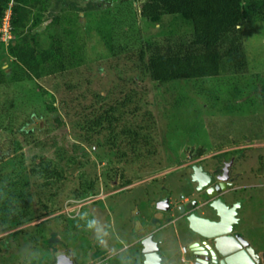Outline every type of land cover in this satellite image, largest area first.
<instances>
[{"label": "rangeland", "instance_id": "1", "mask_svg": "<svg viewBox=\"0 0 264 264\" xmlns=\"http://www.w3.org/2000/svg\"><path fill=\"white\" fill-rule=\"evenodd\" d=\"M249 2L219 74L199 79L151 78L148 45L192 28L146 18L142 0H43L31 33L79 62L39 78L0 33V264L136 263L134 240L173 218L162 195L170 207L193 198L191 165L217 172L229 159L239 227L264 245V19ZM163 232L172 243L173 226Z\"/></svg>", "mask_w": 264, "mask_h": 264}, {"label": "trees", "instance_id": "2", "mask_svg": "<svg viewBox=\"0 0 264 264\" xmlns=\"http://www.w3.org/2000/svg\"><path fill=\"white\" fill-rule=\"evenodd\" d=\"M9 0H0V22ZM251 0H142L143 15L157 21L162 16L180 15L191 24V34L173 42L148 45L149 57L146 69L159 83L181 79H199L217 76L222 59L233 51H223L226 39L234 36L246 16L245 2ZM255 1L256 0H252ZM251 1V2H252ZM254 10L264 19V0ZM249 2V3H251ZM43 0H13L11 8V33L7 51L14 62L28 76L39 78L76 66L73 50L65 52V46L49 43L43 46L31 29L41 21ZM66 32V30H65ZM143 54H141L142 56ZM3 74L0 73V82ZM50 112L55 111L49 105ZM56 121H60L57 114ZM20 145L16 142L15 149Z\"/></svg>", "mask_w": 264, "mask_h": 264}, {"label": "water", "instance_id": "3", "mask_svg": "<svg viewBox=\"0 0 264 264\" xmlns=\"http://www.w3.org/2000/svg\"><path fill=\"white\" fill-rule=\"evenodd\" d=\"M227 163L222 172L221 180L215 182L210 172L202 164L191 165L190 180L195 185V193H204V205L208 213L217 219L202 217L196 212L197 200L183 203L177 207L179 218H183L191 231L196 234V241L189 245V264H262L255 249L237 232H233V215L236 205L229 206L221 198L224 191L231 189L233 183L229 179ZM160 210L170 209L168 195L164 194L158 201ZM143 245L144 260L141 264H161L155 261L159 256L157 243L151 235L140 240ZM59 264H73L64 255L59 257Z\"/></svg>", "mask_w": 264, "mask_h": 264}, {"label": "crops", "instance_id": "4", "mask_svg": "<svg viewBox=\"0 0 264 264\" xmlns=\"http://www.w3.org/2000/svg\"><path fill=\"white\" fill-rule=\"evenodd\" d=\"M193 184V183H192ZM238 188L237 185L234 184V186L231 189H228L226 191H224L223 194H221V198L224 199L226 201V204H228L229 206L235 204V200L232 197H228V195H230V192H232L233 190H236ZM195 198V192H194V197ZM168 200H169V204L171 205L170 202V198L168 195ZM195 200V199H194ZM159 201V200H158ZM158 201L156 202V204H158ZM191 201V198H188L186 196L181 195V200L179 201V203L174 207L171 206L169 212H170V216H172L173 218H171L169 221L159 225V226H155L153 224H148L147 225V230L145 231V234H141L140 237L136 238V240H134L135 243H137V241L140 244V259L137 260L136 263L133 264H141L144 260V254L142 252L143 250V245L141 244V242L139 241V239L141 240L143 237L147 236V235H151L153 241H155L157 243V252L159 254L158 257H156L155 261H158L159 259L161 260V264H189V262H187L188 257H189V245L193 242L196 241V234L191 231V229L188 226V223L183 219V218H179V214L177 212V207L183 203H187ZM198 201V205H201L202 203H200L199 200ZM236 205V204H235ZM200 207V208H199ZM240 206L236 205V213L235 215H233V221H234V226H233V232H237L239 233L247 242L250 246H252L256 253L258 254V256L261 259L262 264H264V245H255L253 243L252 240H250V237L247 236L248 234H246V229L243 227H239L241 218L239 217V209ZM198 210H204L203 209V205L198 206L197 207ZM196 208V209H197ZM198 215L202 216V217H207L209 219H217L214 215L209 214L208 211H202V212H197ZM178 220H182L184 222V224L188 227V229L190 230V233L188 234L186 241H187V246L183 245L180 243V235L178 232ZM157 221V220H156ZM150 225V226H149ZM169 225L173 226V241L172 243H170L169 241V237H167V235H165V233L163 232L165 228H167ZM149 227V228H148ZM143 230V228H142ZM145 235V236H144ZM133 243V242H132ZM182 247H184L185 249L183 250ZM134 256L130 257V260H132Z\"/></svg>", "mask_w": 264, "mask_h": 264}, {"label": "flooded vegetation", "instance_id": "5", "mask_svg": "<svg viewBox=\"0 0 264 264\" xmlns=\"http://www.w3.org/2000/svg\"><path fill=\"white\" fill-rule=\"evenodd\" d=\"M229 162H231V164H230V166H229V181L230 182H232L233 183V186H234V180H233V176H232V165H233V163H234V161L231 159H229L228 161H226V162H224L223 163V166L217 171V172H215V171H213V170H210L209 168H207V167H205L204 166V168L206 169V170H208L209 172H210V174L212 175V177L215 179V182H219L220 180H221V176H222V172H223V170H224V167H225V165L227 164V163H229ZM194 164V163H193ZM192 164V165H193ZM203 165V164H202ZM190 180V179H189ZM194 185V184H193ZM194 189H195V185H194ZM205 195H204V193H195V198H191V201L192 200H199L200 201V203H202L201 205H203V209L204 210H198V208L196 209V212H204V211H207L208 210V208H207V206L206 205H204V202H205V199L203 198ZM200 208V207H199Z\"/></svg>", "mask_w": 264, "mask_h": 264}, {"label": "built area", "instance_id": "6", "mask_svg": "<svg viewBox=\"0 0 264 264\" xmlns=\"http://www.w3.org/2000/svg\"><path fill=\"white\" fill-rule=\"evenodd\" d=\"M12 4H13V0H9L8 6L4 10V14H3L2 20L0 22V33L3 36L6 35L7 37L10 35V32H11L10 16H11ZM182 249L184 250L185 248L182 247Z\"/></svg>", "mask_w": 264, "mask_h": 264}]
</instances>
